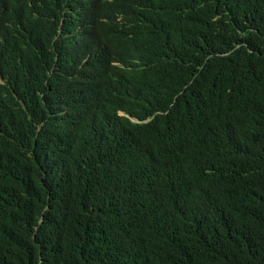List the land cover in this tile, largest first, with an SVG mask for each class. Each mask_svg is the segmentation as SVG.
Masks as SVG:
<instances>
[{"label":"trees","instance_id":"obj_1","mask_svg":"<svg viewBox=\"0 0 264 264\" xmlns=\"http://www.w3.org/2000/svg\"><path fill=\"white\" fill-rule=\"evenodd\" d=\"M0 264H264V0H0Z\"/></svg>","mask_w":264,"mask_h":264},{"label":"clouds","instance_id":"obj_2","mask_svg":"<svg viewBox=\"0 0 264 264\" xmlns=\"http://www.w3.org/2000/svg\"><path fill=\"white\" fill-rule=\"evenodd\" d=\"M122 114H125L124 112H121ZM131 119L133 120V121H138L137 119H135V118H133V117H131Z\"/></svg>","mask_w":264,"mask_h":264}]
</instances>
